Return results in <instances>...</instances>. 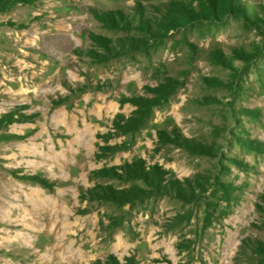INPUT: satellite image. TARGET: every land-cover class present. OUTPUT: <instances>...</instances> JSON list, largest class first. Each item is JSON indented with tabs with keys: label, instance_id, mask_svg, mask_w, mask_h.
Masks as SVG:
<instances>
[{
	"label": "rangeland",
	"instance_id": "rangeland-1",
	"mask_svg": "<svg viewBox=\"0 0 264 264\" xmlns=\"http://www.w3.org/2000/svg\"><path fill=\"white\" fill-rule=\"evenodd\" d=\"M0 209V264H264V0H0Z\"/></svg>",
	"mask_w": 264,
	"mask_h": 264
},
{
	"label": "bare ground",
	"instance_id": "bare-ground-1",
	"mask_svg": "<svg viewBox=\"0 0 264 264\" xmlns=\"http://www.w3.org/2000/svg\"><path fill=\"white\" fill-rule=\"evenodd\" d=\"M1 195H3V193H1ZM45 210L46 211H51L50 209H47V208H45ZM50 239H51L52 243H53V241L56 243L55 245L59 244V242H60L59 238H57V240H56V239L50 237Z\"/></svg>",
	"mask_w": 264,
	"mask_h": 264
},
{
	"label": "trees",
	"instance_id": "trees-1",
	"mask_svg": "<svg viewBox=\"0 0 264 264\" xmlns=\"http://www.w3.org/2000/svg\"><path fill=\"white\" fill-rule=\"evenodd\" d=\"M254 14H255V12H254Z\"/></svg>",
	"mask_w": 264,
	"mask_h": 264
}]
</instances>
